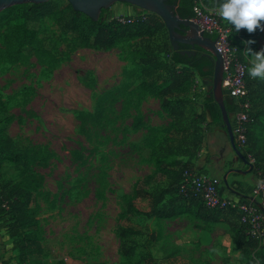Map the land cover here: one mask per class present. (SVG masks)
<instances>
[{"label":"rangeland","instance_id":"1","mask_svg":"<svg viewBox=\"0 0 264 264\" xmlns=\"http://www.w3.org/2000/svg\"><path fill=\"white\" fill-rule=\"evenodd\" d=\"M194 21L203 31L219 29L224 33L223 40L216 38L220 49L227 44L230 48L234 42L228 22L213 13H203ZM20 23L22 20L16 17L10 24ZM36 28L45 54L41 60L32 55L25 64L7 51L3 44L5 27L0 29V121L5 134L19 146L34 145L50 152L46 166L30 169L36 178H41V187L31 195L29 207L41 229L42 253L20 261L18 251L13 250L10 259L13 264H134L137 258L124 259L118 253L116 226L122 198L131 192L135 182L153 175L147 144L152 138L156 142L164 139L170 119L160 109L158 97L148 93L141 96L135 90L139 72L132 66L125 45L109 51L73 49L72 36L62 33L51 19H43ZM260 38L264 43V31ZM250 59L245 55L238 61L244 68ZM224 78L223 73L216 86L213 76L198 80L194 89L198 112L204 96H212L216 105L217 99H226ZM115 89L121 93L117 102L106 109V118L98 125L86 124L88 132L82 133L78 113L92 115L98 97ZM249 104V110L264 113L260 93ZM228 115L232 124L235 114ZM138 117L142 127L134 131L132 123ZM207 120L210 121L209 114ZM215 121L226 134L221 114H216ZM257 145L255 152L245 156L250 166L233 151H215V156L201 151L193 167L222 181L229 175L226 182H238L247 188L234 177L250 171L253 160L264 155V129ZM256 154L260 156L256 158ZM212 157L213 171H209ZM227 160H233L226 164L231 171L222 178L223 161ZM1 175L5 181L22 179L20 169L12 163L2 165ZM250 183L248 187L256 185L254 176ZM219 189L222 191L223 185ZM137 206L147 210L145 201H137ZM196 213L195 207L158 223L143 216L133 219L140 232L134 238L138 251L148 250L158 264H245L230 228L224 223L203 222ZM6 226L0 219L3 259H7L5 252L16 239L4 232ZM252 258L257 262L259 253L253 252Z\"/></svg>","mask_w":264,"mask_h":264},{"label":"trees","instance_id":"2","mask_svg":"<svg viewBox=\"0 0 264 264\" xmlns=\"http://www.w3.org/2000/svg\"><path fill=\"white\" fill-rule=\"evenodd\" d=\"M167 3L175 6V14L180 18L194 20L195 5H199L202 12L206 13V10L214 7L215 0H167ZM16 17L21 19L22 23L11 25V21ZM122 17L124 22H119L108 8L101 10L98 20L93 21L86 15L74 11L65 0H51L42 4H20L3 10L0 13V29L5 27L3 35L5 48L21 64H25L32 55L40 60L44 57L45 52L38 38L39 30L36 26L45 18L51 19L62 33H69L72 36L73 49L83 47L109 51L125 45L132 66L139 72L136 78L139 83L135 90L141 96L148 93L159 98L160 109L170 119L169 128L162 141L156 142V139L152 138L147 144L150 149V162L154 167L153 175L135 182L131 192L122 198L123 207L116 226L118 253L122 258H137L134 264H158L148 250L138 251L134 238L140 232L133 219L143 216L158 223L162 219L176 218L196 207V218L207 223H224L230 228L236 244L241 248L240 257L243 263L264 264V236L259 240L247 235L248 225L242 222L243 213L239 209L208 208L200 193L194 188L188 187L185 192L180 190L185 174L194 171L206 174L205 171L194 169L193 160L201 152L204 135L218 129L215 125L216 114L220 115L221 112L218 105L213 103V97L210 95L203 97L200 112L195 109L194 97L198 80L213 76L214 57L199 47L194 48V55L174 51L165 25L153 13H139L134 9L133 14ZM263 22L261 21V24ZM230 30L235 42L230 45V49H235L230 63V71L233 73L236 65L242 67L239 61L245 55L247 59L250 58L246 53V42L254 40V44L247 45L254 50L256 39L262 31L257 29L250 34L241 29L236 32L232 26ZM204 36L213 40L217 38L216 34L207 31H204ZM189 50H191L189 45H179V51ZM249 67L250 64L242 67L245 95L230 100L227 92L224 100L228 113L246 116L243 124L245 141L243 145L235 142L236 148L244 158L247 153L255 152L259 148L257 139L264 129L261 126V122L264 123V113L249 110V102L252 103L259 93L264 99V80L250 77ZM123 73L130 75L125 70ZM119 93L121 90L115 89L100 95L92 115L78 113L82 133L88 132L86 124L98 125L106 118V109L117 102ZM207 114L210 121L207 120ZM234 123L235 118L231 124L232 130ZM141 127L140 118H135L132 129L138 131ZM258 156L260 155H255L256 158ZM178 157L185 160L180 161ZM49 158L50 152L44 147L19 146L14 143L5 134L0 121V178L4 163H12L15 168L20 169L22 175L20 182L0 179V219H4L7 224L4 232L10 238L16 237L10 250L18 251L20 261L42 253L41 229L34 210L29 207L31 195L41 187V178H36L30 169L46 166V160ZM258 160H253L250 171L256 177L260 172H264V155L258 157ZM234 184L244 195L251 189L243 187L238 182ZM137 201H145L147 210L141 211ZM240 203L247 204L249 201L242 197ZM253 252L259 253L257 262L252 258Z\"/></svg>","mask_w":264,"mask_h":264},{"label":"built area","instance_id":"3","mask_svg":"<svg viewBox=\"0 0 264 264\" xmlns=\"http://www.w3.org/2000/svg\"><path fill=\"white\" fill-rule=\"evenodd\" d=\"M206 11L221 18L211 10ZM193 12L195 14V19L203 16V12L199 5H195L193 7ZM116 17L119 22H124L122 15ZM209 33H214L217 35V39L223 40L224 33L219 29L215 32ZM216 46L224 61L223 73L225 74V78L223 86L231 98L239 99L245 95L246 91L241 79L243 75L242 67L236 65L235 71L233 73L230 71V63L231 59L234 57L235 49L227 47L228 44L220 49L218 42ZM245 121L246 116L244 114H238L235 116V123L232 131L235 142L240 145H243L245 141V131L243 126ZM220 185H223L222 191L219 189ZM188 187L194 188V190L200 193L201 199L208 208L224 209L230 207L239 209L243 213L241 218L242 222H246L248 225V229L246 231L247 235L262 240L264 236V172L259 173L256 185L251 187L249 193L246 195L238 189L236 184H230L228 182L218 180L206 174L199 173L198 171L184 175L180 190L185 192ZM242 197L247 198L249 203H240V198ZM257 198L259 199V202L256 201Z\"/></svg>","mask_w":264,"mask_h":264},{"label":"water","instance_id":"4","mask_svg":"<svg viewBox=\"0 0 264 264\" xmlns=\"http://www.w3.org/2000/svg\"><path fill=\"white\" fill-rule=\"evenodd\" d=\"M51 0H0V13L12 6L20 4H42ZM71 8L79 13L86 15L93 21H97L101 10L110 8L115 3L130 5L137 12L153 13L157 15L165 25L170 44L174 51L181 54L194 55V48L199 47L210 53L214 57L213 80L214 86L222 80L223 76V57L219 52L216 43L217 39H210L204 36V32L193 19H182L175 14V6L167 3V0H65ZM185 44L191 47L189 51H179V45ZM230 100L232 98H229ZM218 107L226 127V134L232 151L240 161L250 166L247 159L236 148L234 135L229 121L228 112L225 109L223 99H217ZM251 168V167H250ZM251 171V169H250ZM248 171V172H250ZM226 182V180H223Z\"/></svg>","mask_w":264,"mask_h":264},{"label":"clouds","instance_id":"5","mask_svg":"<svg viewBox=\"0 0 264 264\" xmlns=\"http://www.w3.org/2000/svg\"><path fill=\"white\" fill-rule=\"evenodd\" d=\"M211 11L228 22L236 32L241 29L250 34L257 29L264 31V24H261L264 21V0H215ZM254 43V40L246 42V53L251 57L248 74L264 80V49L254 52L247 47Z\"/></svg>","mask_w":264,"mask_h":264},{"label":"crops","instance_id":"6","mask_svg":"<svg viewBox=\"0 0 264 264\" xmlns=\"http://www.w3.org/2000/svg\"><path fill=\"white\" fill-rule=\"evenodd\" d=\"M134 7L127 5V4H123V3H115L113 4L109 9H110V13L113 16H119V15H131L134 12ZM260 36L257 37L256 39V43L257 46L255 48V51H260L262 49V47L264 46V43L262 41V39L260 38ZM254 51V52H255ZM219 144L220 147L216 148L215 144ZM201 151H207L206 153L210 154L209 156H215L217 155L215 151H232L227 134L223 133L220 129L214 130L213 132L210 133H206L204 135V141H203V145H202V149ZM211 163H210V169L209 171H213L211 170V166H213V163L215 160H213V157L211 158ZM200 161L197 162V164H199ZM233 162V160H227V161H223V174H222V178L225 177V175L227 173H229L231 170L228 169L226 167V164ZM236 171V170H235ZM227 172V173H226ZM235 173V172H232ZM210 174V172H209ZM210 176V175H209ZM251 176H254L251 172H244L241 175H238L236 177H234L236 180H238L239 182H243L242 184H245V186H252L250 183L251 180ZM227 178H225L226 180H228L229 175L226 176ZM255 181L257 182V177L254 176ZM2 240V238L0 239ZM4 248H3V243H1L0 241V264H13V261L10 259L11 257H13L14 252L13 250H9L7 248V252H5V256H7V259H3L2 257L4 256ZM3 261V262H2Z\"/></svg>","mask_w":264,"mask_h":264}]
</instances>
